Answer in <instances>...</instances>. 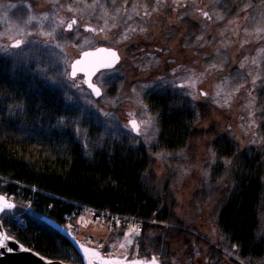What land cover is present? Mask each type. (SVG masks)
<instances>
[{
	"label": "rangeland",
	"instance_id": "rangeland-1",
	"mask_svg": "<svg viewBox=\"0 0 264 264\" xmlns=\"http://www.w3.org/2000/svg\"><path fill=\"white\" fill-rule=\"evenodd\" d=\"M261 2L240 0L228 15L215 0H0V52H33L54 63L50 80L66 85L86 118L83 127L75 124L76 132L85 134L90 123L101 136L143 146L149 182L165 187L173 203L176 222L168 228L181 230L126 234L87 214L75 218L78 238L109 254L154 252L164 264H264L262 253L239 258L215 222L230 162L218 159V136L238 151L262 141L254 97L264 76ZM72 17L76 23L65 30ZM17 38L21 44L10 46ZM97 45L117 48L120 61L96 74L102 92L94 98L80 77H69L68 63ZM152 92L176 95L194 110L197 121L184 148L171 152L159 145L158 117L146 101ZM130 118L138 122L137 134Z\"/></svg>",
	"mask_w": 264,
	"mask_h": 264
},
{
	"label": "trees",
	"instance_id": "trees-1",
	"mask_svg": "<svg viewBox=\"0 0 264 264\" xmlns=\"http://www.w3.org/2000/svg\"><path fill=\"white\" fill-rule=\"evenodd\" d=\"M215 1L230 15L240 0ZM38 56L0 52V192L59 223L90 207L135 219L142 225L140 236L152 228L166 236L181 231L168 228L176 222L173 203L165 187L156 189L149 182L146 149L125 138L101 136L90 123L85 134L76 132L75 124L83 127L86 118L66 85L50 80L54 63ZM255 89L262 141L257 148L238 151L218 136V159L229 157L230 162L224 177L229 187L220 192L215 216L238 257L249 260L264 255V76ZM146 101L158 117L161 148H184L197 121L188 102L156 92ZM0 219L9 235L40 255L80 262L70 243L38 218L23 213L22 224L5 212Z\"/></svg>",
	"mask_w": 264,
	"mask_h": 264
},
{
	"label": "water",
	"instance_id": "water-1",
	"mask_svg": "<svg viewBox=\"0 0 264 264\" xmlns=\"http://www.w3.org/2000/svg\"><path fill=\"white\" fill-rule=\"evenodd\" d=\"M76 23L74 17L64 26L65 30H70ZM85 30H93L90 25H84ZM22 42L17 38L9 43L10 46H18ZM120 61L118 49L112 46L97 45L79 51L68 63V75L74 79L82 75V82L94 98L101 95L100 86L94 81L95 75L101 70L114 68ZM132 132L138 133V122L135 118L128 119ZM14 208V202L7 200L0 194V214L5 210ZM27 213L43 221L52 229L57 231L71 245L78 254L81 263L77 264H158L156 257L133 258L126 260L124 257L105 256L100 248L88 246L81 243L75 235L56 220L35 212L32 208ZM0 264H75L57 259H49L40 255L35 250L23 245L13 236L6 233L0 220Z\"/></svg>",
	"mask_w": 264,
	"mask_h": 264
},
{
	"label": "built area",
	"instance_id": "built-area-1",
	"mask_svg": "<svg viewBox=\"0 0 264 264\" xmlns=\"http://www.w3.org/2000/svg\"><path fill=\"white\" fill-rule=\"evenodd\" d=\"M80 210L81 211H80L79 214H81V216H85V215L88 214L91 219L97 218L99 216V218H101L102 221L108 222V224L111 227H113V226H121V227L125 228L127 230V232L128 231H134V230L135 231H137V230L139 231L142 228L141 223L136 221L135 219H133L131 217L127 218V217L118 216V215H114V214L98 212L95 209L90 208V207H82ZM72 215H74V214L72 213L70 215L65 216L64 218L65 219H70ZM126 252H128V251H126Z\"/></svg>",
	"mask_w": 264,
	"mask_h": 264
},
{
	"label": "flooded vegetation",
	"instance_id": "flooded-vegetation-1",
	"mask_svg": "<svg viewBox=\"0 0 264 264\" xmlns=\"http://www.w3.org/2000/svg\"><path fill=\"white\" fill-rule=\"evenodd\" d=\"M198 11H199V9H198ZM145 47L147 49V45ZM102 71H107V70H102ZM102 71H99V72H102ZM78 77L81 78V82H82V75H78L76 78H78ZM3 213H5V211L1 212L0 217ZM102 254L105 256L124 257L126 260L133 259V258H150L151 256H154L158 260V264H164L162 259H161V255L154 253V252H149V253L140 252V253H136V254H130V253H112V254H109V253L102 252ZM78 263H81V260Z\"/></svg>",
	"mask_w": 264,
	"mask_h": 264
}]
</instances>
